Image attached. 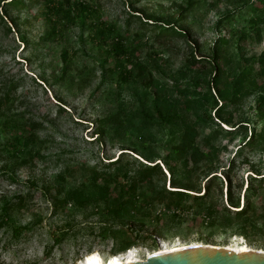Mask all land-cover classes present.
Segmentation results:
<instances>
[{
    "label": "rangeland",
    "instance_id": "obj_1",
    "mask_svg": "<svg viewBox=\"0 0 264 264\" xmlns=\"http://www.w3.org/2000/svg\"><path fill=\"white\" fill-rule=\"evenodd\" d=\"M8 1L0 0V10ZM81 1L89 13L73 24H62L48 39L51 26L45 22L41 0L37 5L24 0L27 11L8 6L6 14L0 13L4 16L0 88L4 83H20L14 98L1 107L0 143L25 135L30 122L36 125L34 134L40 143L16 146L0 157V264H78L94 251L105 260L126 241L133 243L130 249L142 261L162 243L165 247L247 245L264 251V140L246 145L251 133L263 125L254 107L264 94V83L258 79L255 89L243 84L240 91L234 86L244 61L250 64L264 51V11L257 0ZM190 5L178 25L198 46L193 49L197 62L192 70L187 69L189 50L183 41L155 38L150 24L125 23L128 12L134 11L149 22L165 24L176 18L177 9ZM111 23L117 28L113 36L127 37L124 46L131 47L133 63L142 62L146 69L140 77L132 69L133 78L124 85L118 83V71L107 52L111 38L94 40L90 29ZM214 47L220 58V78L215 83L213 70L204 61L212 57ZM62 52L69 58L66 66ZM215 86L229 103L220 121L215 112L222 100ZM163 107L169 116L177 115L178 124L161 122L156 110L165 113ZM22 114L24 120L17 125H2L1 115ZM113 114L116 123L103 126V119ZM228 119L227 124L221 122ZM185 125L196 128V144L208 154L196 156L197 162L188 155L172 165L167 153ZM30 150L38 152L40 160L19 167ZM118 157L123 160L118 177L133 173L136 167L129 164L134 161L158 164L163 172L139 185L134 195L121 188L110 194L98 192L91 176L111 172L104 166ZM229 170L239 208H230L226 202ZM212 176L217 180L210 195L197 204L187 199L177 207L169 196L160 194L175 190L174 186L192 187L202 195ZM250 177L263 181V191L250 197L260 217L256 229L247 225L245 236L234 223L215 229L199 225L207 207L231 219L240 212L250 196L246 191ZM74 191L81 192L86 201L69 200ZM55 199L68 200V204L56 208ZM60 236L62 240L54 244Z\"/></svg>",
    "mask_w": 264,
    "mask_h": 264
},
{
    "label": "trees",
    "instance_id": "obj_2",
    "mask_svg": "<svg viewBox=\"0 0 264 264\" xmlns=\"http://www.w3.org/2000/svg\"><path fill=\"white\" fill-rule=\"evenodd\" d=\"M29 2L37 5L39 4V0H28ZM131 1H129V5L131 6ZM257 4L261 6V8L264 11V1L263 0H257ZM41 4L43 5L45 9V22L51 26V31L46 34V39L51 37L52 35H56L59 32V28H62V24L64 26L70 25L75 23L77 20H81L84 16V14L89 13V8L85 3H83L81 0H41ZM11 7L12 10H17L20 12L27 11L28 7L24 4V0H10L6 5L4 6V11L2 9L0 10V13H7V7ZM191 8V5L187 7L186 9L179 8L176 11V18L172 22L167 23H159L157 21L149 22L148 17H143L142 15L133 13L134 11L128 12V18L126 19L125 23L126 26L138 24L141 27L144 25H153L151 30H155L156 37L159 38L161 36H168L169 38H176L184 42V44L187 46L189 50V59L187 60V69L192 70L194 64H196L197 59L194 57V51L198 49V46L196 42L190 37L189 33L180 25H178L180 22H182V16L187 13ZM0 14V23L3 24L4 16ZM222 20V19H221ZM90 29L94 33V40L99 39V42L106 41L107 38H111L112 42L111 44H108V54L113 59V62L115 64V67L118 71L116 73L117 75V81L119 84H126L128 83L132 78V69H136L137 73L135 76H142L145 72V65L142 62H135L130 59L131 54V47H125L124 44L127 42V37H118L113 36V34L116 32V25L111 23L109 25H97V26H91ZM112 36V37H111ZM138 37V35H136ZM220 41V40H219ZM28 44V43H26ZM102 44H100L101 46ZM194 49V51H193ZM217 49L214 47L212 50V57L205 58L204 61L209 64V66L212 68L214 77L213 82L219 80L220 78V70L217 65L218 54ZM61 58L63 64L68 63L69 58L66 54V52L61 53ZM147 62H152V59H148ZM114 67V68H115ZM66 68L63 69L60 77L61 83L65 81V73ZM254 73V74H253ZM253 74V75H252ZM260 79L262 83H264V51L261 53L260 57L257 60H254L252 63L249 64V62L244 61V65L239 70V77L236 79V83L234 84L235 88L240 91L241 85H250L253 87V89L257 86V80ZM20 83H8L3 84L0 88V112L2 110V106L4 104H7V102H10L15 96L16 91L19 89ZM216 93L222 100V104L220 107L217 108L216 114L217 119L221 120V113L225 111L227 108H229V103L225 100L223 93L221 90L215 86L214 87ZM163 109H165L163 107ZM167 110V109H165ZM255 113L258 116L259 122H262L263 125L260 127V129L255 132L254 134L251 133V137L246 142L247 146H253L257 141L256 140H264V94L260 95L256 99L255 107H254ZM168 111V110H167ZM165 113L162 112V110L157 109L156 113L158 118L161 120V122H171L173 124V120L177 121L174 122V124H178L179 120L177 118V115H174L173 117L169 116V111ZM2 118V125L7 128V125L9 126H15L17 125L18 121L24 120V115H14L12 117L7 118V115H1ZM117 115L113 114L101 122L103 126L107 125H114L116 123ZM222 123H229L228 120L221 121ZM36 125L35 123L30 122L27 126V133L23 135L22 137H15L11 143H0V157L7 153V151L14 149L16 146H25V147H34L36 145H39V139L34 134ZM232 132V131H230ZM196 136H197V130L195 127H192L191 125H185L183 127V133L174 139L172 143L171 149L167 153L168 163L172 165L177 161H182L183 159L187 158L188 155H190L193 159V162H197V159H195L196 156L205 157L208 153L204 152L199 149V147L196 144ZM123 154V153H122ZM38 152H33L30 150L24 158L21 163H19V167L27 166L28 164H34L37 162V160H40L41 157H39ZM123 160L122 158L118 157L116 160L107 163L108 165L104 166L105 169H109L111 172H107L106 174H103L98 177L97 174H93L91 176V181L94 182V186L96 187L98 192H108V194L112 192H118L119 188L124 189V191L131 193L132 195L135 194V191L139 185L145 184L149 182L152 177L157 176L158 174L162 173V169L158 164L154 165H145L139 162H133L129 165H135L136 170L128 171L125 173L124 177H118L120 176L119 170L120 166L122 165ZM186 167V166H185ZM170 169L169 172L173 173L172 167H168ZM230 171H227L225 178L227 179V189H226V202L228 207L230 208H239V199L235 198L234 193L232 191V181L230 179ZM113 172V173H112ZM111 173L113 175H111ZM117 177V178H116ZM217 180V176L210 177L204 184V193L202 195L201 191L196 192L194 191L192 187L189 188H179V187H171L175 190H163L160 192L163 196H169L170 199H172L176 206H180L183 200L190 199L193 204H197L198 202L202 201L203 197H208L210 195L211 189L215 185V181ZM262 179H258L257 177H250L248 181V186L246 188V191L248 190L250 192V196L248 195L245 200V207L241 209L240 212H237L234 214L233 218L231 219L229 215L227 214L228 209L224 208L223 211L226 212L227 215H218L219 213H216L213 211L212 207H207L203 210V213L199 216V225L205 226L208 228H229L233 226V223L238 226V232L240 234H243L246 236V229L247 225L252 226V228L256 229V223H258L260 217L256 214L255 209L253 208V205L251 204L250 197L256 194L257 192L263 191L262 186ZM241 188V187H240ZM196 193V194H195ZM78 198H81L84 202L86 201V198L83 196L81 192L74 191L71 196L69 197V200L71 201H78ZM18 201L21 203L24 202L23 197H18ZM62 204L66 206L68 204V200L63 201H57V199L54 200V207ZM200 205H204V203H200ZM21 206V205H20ZM169 208V205L166 206ZM7 208L4 210V214H7ZM234 225V226H235ZM263 230V228L260 229V231ZM144 236L143 238H151L150 235H139ZM62 236L57 237L54 239V244H58L62 240ZM131 246H133V243H129L126 241L125 243H121L120 245L116 246L114 249L111 250V254H119L123 253L126 250L130 249Z\"/></svg>",
    "mask_w": 264,
    "mask_h": 264
},
{
    "label": "water",
    "instance_id": "obj_3",
    "mask_svg": "<svg viewBox=\"0 0 264 264\" xmlns=\"http://www.w3.org/2000/svg\"><path fill=\"white\" fill-rule=\"evenodd\" d=\"M126 264H264V251L199 244L152 254L144 261Z\"/></svg>",
    "mask_w": 264,
    "mask_h": 264
},
{
    "label": "bare ground",
    "instance_id": "obj_4",
    "mask_svg": "<svg viewBox=\"0 0 264 264\" xmlns=\"http://www.w3.org/2000/svg\"><path fill=\"white\" fill-rule=\"evenodd\" d=\"M205 245L201 243H193L191 245ZM191 245L187 246H178V245H168V247H165V244H161V247L154 251L152 254H160L167 251H176L179 249H184L186 247H189ZM229 248L239 249V250H248L251 249L247 245H231L227 246ZM263 251V250H258ZM151 253L148 254V256L152 255ZM147 256V257H148ZM142 260L139 259L133 249H130L129 251H125L121 254H112L107 259H103V257L98 252H90L86 254L79 262L78 264H126V263H138Z\"/></svg>",
    "mask_w": 264,
    "mask_h": 264
}]
</instances>
